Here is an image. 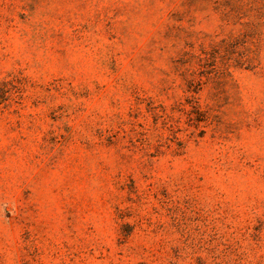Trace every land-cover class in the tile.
<instances>
[{"label": "rangeland", "instance_id": "obj_1", "mask_svg": "<svg viewBox=\"0 0 264 264\" xmlns=\"http://www.w3.org/2000/svg\"><path fill=\"white\" fill-rule=\"evenodd\" d=\"M0 264H264V0H0Z\"/></svg>", "mask_w": 264, "mask_h": 264}]
</instances>
